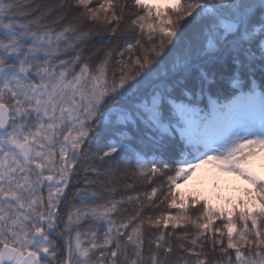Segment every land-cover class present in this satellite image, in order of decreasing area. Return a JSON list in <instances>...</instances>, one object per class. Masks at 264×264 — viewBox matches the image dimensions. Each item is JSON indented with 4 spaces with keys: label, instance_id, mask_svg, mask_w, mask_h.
<instances>
[{
    "label": "snow or ice",
    "instance_id": "6c2138e0",
    "mask_svg": "<svg viewBox=\"0 0 264 264\" xmlns=\"http://www.w3.org/2000/svg\"><path fill=\"white\" fill-rule=\"evenodd\" d=\"M93 4L0 0V264H264V0Z\"/></svg>",
    "mask_w": 264,
    "mask_h": 264
},
{
    "label": "rangeland",
    "instance_id": "374dc122",
    "mask_svg": "<svg viewBox=\"0 0 264 264\" xmlns=\"http://www.w3.org/2000/svg\"><path fill=\"white\" fill-rule=\"evenodd\" d=\"M151 3L165 7L172 0H150ZM178 158V157H177ZM168 161V158L165 162ZM257 172L264 176V168L257 166ZM252 187L245 180L219 173L211 164L201 165L195 169L191 177L180 185L179 193L185 196V202L189 201L190 195L195 194L201 198H207L213 205L231 207L229 200L235 202L242 197L244 190Z\"/></svg>",
    "mask_w": 264,
    "mask_h": 264
},
{
    "label": "trees",
    "instance_id": "16d2710c",
    "mask_svg": "<svg viewBox=\"0 0 264 264\" xmlns=\"http://www.w3.org/2000/svg\"><path fill=\"white\" fill-rule=\"evenodd\" d=\"M53 0H24V3L25 4H28L30 5V9H35V8H43L46 4H49V3H52ZM127 2L129 4H131V0H127ZM93 6H95V0H94V4ZM30 9H25V10H30ZM132 13H138V14H141V15H145L147 16L148 14V10L146 8H130L129 9V12L128 14L131 15ZM31 19V17H30ZM148 23H152L154 25H157L159 22L155 19V9H153V12H152V17L148 18L146 21H145V24H148ZM85 27H91L93 28L94 30L99 27V25L97 24H89V23H86L85 24ZM147 28H145V39H146V36H147ZM134 42V41H133ZM100 44H96V47H99ZM132 147L134 149H137V150H140V149H144V145L140 144L138 140L136 141H133L132 143ZM146 151V149H144ZM149 155H151V153H149ZM167 159V157H165V160ZM135 161L132 160L131 158L127 161H125L122 165H121V168H126L128 170V177L127 179H122L121 178V173L120 172H117L116 173V176L113 180V183L118 185L120 188H123V186L126 184V183H133L135 181V188H134V191H139V192H143L145 190H150L148 188V186L146 185V183L143 181V180H137L135 177L132 176V172L134 171V165ZM212 165V164H211ZM91 175V174H89ZM93 179H95V177H92ZM100 179H105V177H100ZM155 183L157 185H159L161 183V180L160 179H156L155 180ZM92 190H96V189H92ZM128 193H124V192H118L117 195H127ZM164 208V205H161V210ZM178 211V210H174V214L175 212ZM218 223V222H217ZM85 227H87V225H85ZM237 227H240V225L238 224Z\"/></svg>",
    "mask_w": 264,
    "mask_h": 264
}]
</instances>
